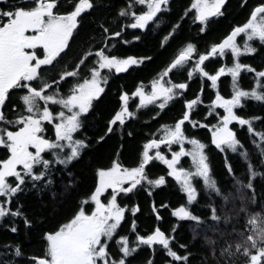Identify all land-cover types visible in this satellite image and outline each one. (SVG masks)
Here are the masks:
<instances>
[{
  "label": "snow or ice",
  "instance_id": "obj_1",
  "mask_svg": "<svg viewBox=\"0 0 264 264\" xmlns=\"http://www.w3.org/2000/svg\"><path fill=\"white\" fill-rule=\"evenodd\" d=\"M173 3L124 0L114 16L97 17L102 9L110 11L102 0H0V226L18 237L21 225L31 231L38 224L43 244L42 252L26 254L15 240L0 243V264H137L145 247L151 255L143 264H154L158 250L168 257L165 264H234L240 258L243 264H264V185L257 188V178L264 180V170H257L264 166V67L241 59L264 51V0L254 6L240 0L248 10L245 20L203 48L182 38L185 19L191 14L197 32L205 34L225 15L229 0H191L175 19L169 17ZM148 35L158 38L156 57L113 52L117 43L142 42ZM160 56L168 59L147 82L131 92L120 87L103 133L86 136L85 125L108 95L109 81ZM242 73L252 75L250 88L242 87ZM223 77L231 81L227 97L220 91ZM194 79L199 90L187 95ZM205 82L214 93L207 102ZM247 101L258 102L262 112L245 115ZM174 103L182 105L180 115L147 134L134 164L126 165L116 150L108 166L93 168L88 192L74 195L87 179L76 168L93 144L117 134L134 141L132 123L141 109L154 106L156 119ZM196 129L207 130L208 143L195 131L189 134ZM238 129L247 134V144ZM210 146L224 154L226 180L213 173ZM229 154L244 164L242 174ZM184 158L190 160L187 168ZM157 163L165 166L164 174L153 171ZM169 177L183 199L170 212L174 222L142 233L140 205L131 202L141 192L151 197L164 189ZM30 194L41 199L39 216L25 206ZM45 199L53 216L60 215L52 227L46 226ZM72 199L78 202L63 214ZM159 207L168 205L162 201ZM151 208L162 221L154 201ZM182 228L190 230V241L177 240ZM198 237L199 251L193 247Z\"/></svg>",
  "mask_w": 264,
  "mask_h": 264
},
{
  "label": "trees",
  "instance_id": "obj_2",
  "mask_svg": "<svg viewBox=\"0 0 264 264\" xmlns=\"http://www.w3.org/2000/svg\"><path fill=\"white\" fill-rule=\"evenodd\" d=\"M102 2L106 5L110 6V11L102 9L97 13V17L101 15H115V9L118 6H122L124 0H102ZM191 0H174L172 12L169 13V17L172 19L177 18L182 14L184 9L190 4ZM259 0H249V4L254 6L258 3ZM67 7V5H65ZM227 7V11L223 17L215 19L205 34H199L197 32L198 25L192 23L191 14L189 17L185 19L183 24V32L181 36L185 40H190L198 44L201 48L208 45L210 42L220 40L232 26L236 24L242 23L247 16V9L240 7V0H229ZM86 28L90 29L92 27L91 18L86 22ZM135 30H127V32H132ZM87 33H82L81 38H83ZM127 35V33H125ZM98 38V37H97ZM118 38H114L113 42ZM130 39V37H129ZM157 36L156 35H148L146 36L142 42H132L129 44H121L117 43L116 48L113 49V52L120 56L124 57L127 55H142L145 53H151L154 57H156L159 53V49L157 47ZM258 44V42H257ZM168 59V56H160L159 59L156 60L155 63L150 64L147 67H143L142 69H137L135 71L129 70L128 73H122L118 78L111 79L109 81V93L103 99L101 103H99L98 107L95 110V114L92 115L85 125V135L91 139H94L97 135L102 134L106 125V121L109 116L112 114L113 110L118 107V91L121 86H123L124 90L129 92L133 91L135 87L139 84L140 81L147 82L155 72L164 64V62ZM243 62H247L252 64L253 66L260 68L264 67V51L258 52L254 57H242ZM226 62V61H224ZM219 65L213 64L211 68H217ZM211 68L209 70H211ZM178 79H180L178 77ZM253 84V77L251 74L242 73L241 85L244 88H250ZM231 81L230 77H223L222 83H220V91L221 94L226 97L231 93ZM205 93L204 99L207 102L209 96H213V90L208 87V82L204 83ZM199 90V85L194 79L190 83V89L187 95H192ZM13 99H17L13 97ZM138 102V101H137ZM132 103V101H130ZM248 107L243 110L245 115L251 114H260L262 112L261 107L258 102L255 101H247ZM182 105L179 103L170 104L164 111L160 113L156 119H152L154 114V106H149L148 108L141 109L139 113V119L135 120L132 123V129L136 132V139L129 140L125 137L121 140L120 136L117 134L110 139H107L106 142L101 144H93L90 149L87 150V154L83 157L82 163H80L76 171L83 172V174L87 177L83 186L80 188L78 194L83 197L88 189L91 187V174L94 167L99 166H108L112 158H114V152L116 150H120V158L126 165H132L135 163L137 153L139 148L141 147L144 139L147 137L149 132L154 131L159 124H171L173 121L180 115ZM199 119V117H197ZM257 127L259 125L257 124ZM195 131L196 135L203 142L208 143L210 134L205 129H196L190 130ZM238 134L241 139L245 141L247 144V134L243 129H238ZM123 143V149H120V145ZM209 162L211 164L213 173L215 176L223 181L226 180L225 175V158L224 154L219 152L214 148V146H210L207 150ZM0 155H3V150H0ZM228 159L233 164L234 169L238 173H243L244 164L234 155L229 154ZM258 160L255 154L252 155L253 163H256ZM182 163L187 168L190 166V160L188 158H184ZM257 170H264V166L257 165ZM157 175H162L165 173V166L157 163V166L153 170ZM264 185V180H260L257 178V188L260 189V186ZM155 202L160 214L163 216L162 221H157L155 219V214L152 211L151 205ZM164 202L168 205L166 208H160L159 205L161 202ZM76 199H72L69 202L63 205V214H68L70 209L77 203ZM25 206L28 209L29 215L36 217L40 215L41 211V199L40 197L29 195L25 198ZM131 203L139 204L141 211L137 213V228L142 233L149 232L153 230L154 226L159 225L162 229H168L170 225L174 222V218L170 215L173 206H179L183 203L182 194L179 192V185L172 179L168 178V184L164 189H156L153 195L150 197L147 192L139 193ZM43 204L48 206V211L45 213L50 217V221L47 223V227H52L56 219L60 218V215L53 216L50 211L51 205L49 203V199H45ZM239 226V225H237ZM21 233L18 237L14 234L9 233L4 227L0 226V243L11 242L15 240L20 243L23 250L26 254H35L40 253L43 250V244L40 238V232L42 230L40 225H36L31 231H24L21 225ZM177 240L180 242H188L191 240V232L187 228H182L177 231ZM202 243L201 238H197L194 242V250L199 251L200 245ZM151 255V250L146 247L141 252L140 261L137 264H143L144 259ZM168 259L162 251L158 250L155 253L154 264H165V261ZM195 264H202L200 259H197ZM203 264H209L208 261H203ZM234 264H243V258L236 260Z\"/></svg>",
  "mask_w": 264,
  "mask_h": 264
}]
</instances>
